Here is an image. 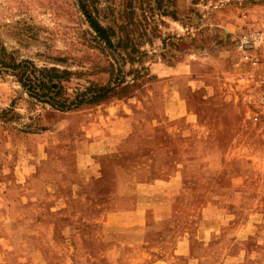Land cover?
Returning <instances> with one entry per match:
<instances>
[{
    "label": "rangeland",
    "instance_id": "1",
    "mask_svg": "<svg viewBox=\"0 0 264 264\" xmlns=\"http://www.w3.org/2000/svg\"><path fill=\"white\" fill-rule=\"evenodd\" d=\"M0 264H264V0H0Z\"/></svg>",
    "mask_w": 264,
    "mask_h": 264
},
{
    "label": "trees",
    "instance_id": "2",
    "mask_svg": "<svg viewBox=\"0 0 264 264\" xmlns=\"http://www.w3.org/2000/svg\"><path fill=\"white\" fill-rule=\"evenodd\" d=\"M92 27L99 39L108 47H112L114 32L104 29L97 21L92 22ZM110 32L112 35H110ZM10 74L17 79L20 86L28 96L42 105H49L54 110L68 112L77 110L84 105H96L106 99L123 81H115V87H93L85 92L78 93L74 99L65 93L64 83L70 80V72L56 67L38 68L31 61H22L13 65H5ZM120 83V84H119Z\"/></svg>",
    "mask_w": 264,
    "mask_h": 264
},
{
    "label": "crops",
    "instance_id": "3",
    "mask_svg": "<svg viewBox=\"0 0 264 264\" xmlns=\"http://www.w3.org/2000/svg\"><path fill=\"white\" fill-rule=\"evenodd\" d=\"M138 197H139V195H138ZM142 199H144L143 195H140V198H138L139 202H138L137 206L134 209H130V210L124 211L123 214H125V215H134V219H136V215H139V216L142 215V217H145L147 212H148V209H146V208L144 209L143 207L140 206V200L142 201ZM143 224H145V222L132 223L130 225L131 226L130 228L135 229L136 231H134V230H131V231H134V233H137L138 231H141V229H143V226H142ZM137 225H139L140 227H135ZM136 228H138V230ZM134 240H137V239L134 238ZM130 241H131V239H130ZM136 243H138V242H136Z\"/></svg>",
    "mask_w": 264,
    "mask_h": 264
}]
</instances>
